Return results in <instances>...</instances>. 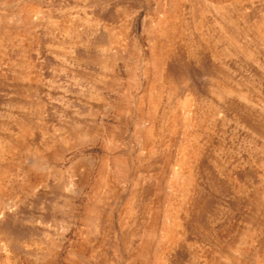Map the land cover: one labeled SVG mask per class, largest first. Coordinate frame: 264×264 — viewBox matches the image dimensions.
<instances>
[{
	"label": "rangeland",
	"instance_id": "rangeland-1",
	"mask_svg": "<svg viewBox=\"0 0 264 264\" xmlns=\"http://www.w3.org/2000/svg\"><path fill=\"white\" fill-rule=\"evenodd\" d=\"M0 264H264V0H0Z\"/></svg>",
	"mask_w": 264,
	"mask_h": 264
},
{
	"label": "bare ground",
	"instance_id": "bare-ground-1",
	"mask_svg": "<svg viewBox=\"0 0 264 264\" xmlns=\"http://www.w3.org/2000/svg\"><path fill=\"white\" fill-rule=\"evenodd\" d=\"M175 5V4H174ZM172 7V6H171ZM174 8V7H173ZM172 8V9H173ZM171 9V8H170ZM177 10V9H176ZM174 11V10H173ZM169 12H170V10H169ZM175 12V11H174ZM177 13V12H176ZM168 14V13H167ZM171 16V15H170ZM168 18V17H167ZM170 21V20H169ZM168 23V22H167ZM161 24V23H160ZM159 24V25H160ZM163 24V23H162ZM233 24H235L234 22H233ZM222 25V24H221ZM224 25V24H223ZM237 26V25H236ZM226 27H227V24H226ZM229 27V26H228ZM172 29V28H171ZM229 29V28H228ZM162 30H164V29H162ZM173 30V29H172ZM170 31V30H169ZM232 31V30H231ZM234 31V30H233ZM175 32V31H174ZM167 33V32H166ZM168 34V33H167ZM236 34V33H235ZM227 38V37H226ZM240 42V41H239ZM232 44V43H231ZM230 44V45H231ZM186 160V159H185ZM186 161H184V163H185ZM185 169V168H184ZM191 169V168H190ZM181 171V170H180ZM185 172V171H184ZM181 176V175H180ZM179 177V176H178ZM173 180H175V179H173ZM179 183V182H178ZM173 208V207H172ZM168 209H166V211H167ZM167 215V214H166ZM176 217V216H175ZM174 220V219H173ZM139 223V222H138ZM179 223V222H178ZM166 227V226H165ZM167 232V231H166ZM171 234V233H170ZM169 239V238H168Z\"/></svg>",
	"mask_w": 264,
	"mask_h": 264
}]
</instances>
